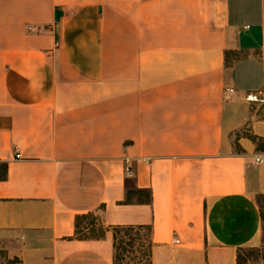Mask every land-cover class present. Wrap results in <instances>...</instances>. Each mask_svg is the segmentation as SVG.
<instances>
[{"label": "crops", "instance_id": "crops-1", "mask_svg": "<svg viewBox=\"0 0 264 264\" xmlns=\"http://www.w3.org/2000/svg\"><path fill=\"white\" fill-rule=\"evenodd\" d=\"M255 92L264 0H0V264H113L126 226L151 264L264 254Z\"/></svg>", "mask_w": 264, "mask_h": 264}, {"label": "trees", "instance_id": "trees-1", "mask_svg": "<svg viewBox=\"0 0 264 264\" xmlns=\"http://www.w3.org/2000/svg\"><path fill=\"white\" fill-rule=\"evenodd\" d=\"M255 141V138H252ZM6 165H2V176L0 175V179L5 177ZM264 197H258L256 202L260 208L261 218H262V235L264 237V216L262 214L261 206L259 204L260 199ZM91 218L90 223L88 226H94L96 223V218L93 215L87 216H78L75 219V238L78 240H90V239H101L104 236L105 229L100 227L99 231H95L94 228L90 229L83 228V220ZM97 224V223H96ZM82 231H89L92 233V236H80ZM147 231L148 233V256H149V264H151L150 256H151V241H150V227H115L112 229V238H113V264H119L122 259V253L128 252L130 254H136L138 247L141 243L140 232ZM243 250V249H242ZM241 250L238 252L237 255V264H239V254Z\"/></svg>", "mask_w": 264, "mask_h": 264}, {"label": "rangeland", "instance_id": "rangeland-1", "mask_svg": "<svg viewBox=\"0 0 264 264\" xmlns=\"http://www.w3.org/2000/svg\"><path fill=\"white\" fill-rule=\"evenodd\" d=\"M262 210V214L264 216V198L260 199L259 202ZM91 218L83 220V228H89L88 226L90 223ZM95 231H99L100 227L97 226L95 223L94 226ZM80 236H92V233L89 231H82ZM141 243L138 247L136 254H130L128 252L122 253V259L119 264H149V256H148V233L147 231L140 232ZM264 254L260 248H245L241 250L239 254V264H263ZM3 264H9L5 261L2 262Z\"/></svg>", "mask_w": 264, "mask_h": 264}, {"label": "built area", "instance_id": "built-area-1", "mask_svg": "<svg viewBox=\"0 0 264 264\" xmlns=\"http://www.w3.org/2000/svg\"><path fill=\"white\" fill-rule=\"evenodd\" d=\"M229 92H232V89L228 90ZM244 100L248 103H256L259 104L262 109H263V114H264V94L260 92H255V93H247L244 97ZM256 163H260V159L256 158L255 160ZM126 176L129 177L130 174L128 170H126Z\"/></svg>", "mask_w": 264, "mask_h": 264}]
</instances>
